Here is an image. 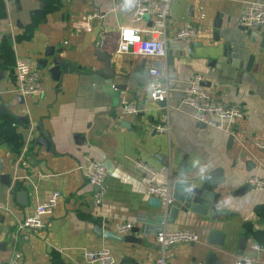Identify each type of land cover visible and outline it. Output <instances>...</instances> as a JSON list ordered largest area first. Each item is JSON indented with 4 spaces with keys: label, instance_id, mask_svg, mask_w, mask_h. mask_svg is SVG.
<instances>
[{
    "label": "crops",
    "instance_id": "1",
    "mask_svg": "<svg viewBox=\"0 0 264 264\" xmlns=\"http://www.w3.org/2000/svg\"><path fill=\"white\" fill-rule=\"evenodd\" d=\"M264 0H174L166 25V55L143 57L117 52L118 29L130 21L111 11L112 0H0V264L13 252L18 264H89L86 250L108 249L115 264H156L162 254L169 264L207 261L233 264L242 255L264 264V192L247 184L251 175L264 178V27L243 30L238 17L247 2ZM222 20L214 26L215 17ZM91 17L89 32L74 31L71 24ZM197 27L188 42L170 37L183 23ZM139 26H145L141 23ZM97 45L110 55L114 77L106 80ZM70 67L55 80L49 72L46 49ZM255 58L249 71L247 57ZM236 55V56H233ZM35 63L41 92L22 98L14 91V63L18 58ZM158 65L169 87L166 104L149 99L147 71ZM195 74L215 99L240 105L244 117L231 133L203 126L181 105L182 88ZM121 87V89H115ZM133 104L135 115L121 113ZM128 123V126L122 123ZM168 124L167 133L154 130ZM43 129L52 147L36 144ZM86 157L110 161L113 169L104 180L102 202L92 203L96 189L77 170ZM142 160L157 170V182L169 184L170 172L182 163L195 174L222 179L219 222L190 214L167 223L162 211L149 205L142 175L133 161ZM187 175V174H186ZM54 191L60 193L52 212L43 217L44 228L34 229L22 241L17 225ZM25 197L22 198L21 194ZM134 221V232L119 235L118 223ZM164 222L168 230H192L199 240L162 248L154 232ZM132 235L125 242L105 238L100 231ZM212 231L225 235L222 246L209 245Z\"/></svg>",
    "mask_w": 264,
    "mask_h": 264
},
{
    "label": "built area",
    "instance_id": "2",
    "mask_svg": "<svg viewBox=\"0 0 264 264\" xmlns=\"http://www.w3.org/2000/svg\"><path fill=\"white\" fill-rule=\"evenodd\" d=\"M174 0H112L111 11L130 21V24L120 25L118 29L117 52L122 55H138L143 57H164L166 55V25L170 6ZM92 18L83 17L71 24L74 31L89 32L92 29ZM145 26H139V24ZM240 26L252 30L264 27V3L259 1L247 2L238 17ZM130 32L131 37H126ZM197 35V27L191 23H183L172 34L170 39L175 42H188ZM149 80L146 91L153 102L164 101L167 98L169 87L163 82V70L155 65L147 71ZM204 77L195 74L190 77L183 86L180 104L191 109V116L195 122L206 127L219 129L231 133L236 120L244 117V109L237 104L225 103L213 98L202 85ZM14 91L22 98H29L41 92V79L38 67L26 58L18 57L14 63ZM137 108L130 103L121 107V113L135 115ZM154 130L159 133H167L168 124L157 123ZM264 148V144L260 145ZM134 168L142 175L144 192L148 197L157 198L163 206L172 202L171 188L169 184L157 182L158 172L148 163L142 160L133 161ZM87 183L96 189L92 195V203L99 205L103 197V183L107 171L102 161L93 158H84L77 166ZM247 184L253 189L264 192V178L251 175ZM60 193L52 192L46 200L39 202L32 213L25 216L17 225L20 231V239L27 241L30 232L34 229H42L45 226L43 217L52 212L56 206ZM0 210L9 211V206L0 201ZM134 221L128 220L118 223L115 227L119 235L128 234L134 227ZM154 239L162 247L180 243H194L199 236L192 230H168L164 222L154 232ZM252 249L264 252V247L252 244ZM84 258L89 264H115V257L108 249L86 250ZM20 253L13 252L12 258L7 264H18ZM156 264H169L168 258L162 254L155 260ZM257 260L250 255H241L233 264H256ZM190 264H213L204 261H193Z\"/></svg>",
    "mask_w": 264,
    "mask_h": 264
},
{
    "label": "water",
    "instance_id": "3",
    "mask_svg": "<svg viewBox=\"0 0 264 264\" xmlns=\"http://www.w3.org/2000/svg\"><path fill=\"white\" fill-rule=\"evenodd\" d=\"M222 20L219 16L215 17L214 26L219 28ZM243 30L246 28L241 26ZM262 27L256 28V32H260ZM264 48V39H262V46ZM264 51V50H261ZM46 57L50 58V61L44 64H49V72L55 80H58L61 73H67L70 71V67L64 63L61 59L54 56L52 48H47ZM95 55L99 61L103 63L102 72L105 75L106 80H111L114 77V71L111 67L110 55L106 51L100 49V45H97L95 50ZM236 56V55H233ZM255 54L251 53L247 57L245 70L249 71L252 67ZM205 85V82L202 83ZM115 89H121V87H115ZM159 104L164 106L166 104L165 100L160 101ZM124 126H128V123H122ZM203 125V124H202ZM205 126V125H203ZM36 144L47 147H52V143L49 137L44 134L43 129L40 127V135L35 140ZM103 165L107 171L106 179L110 175L113 167L110 161L105 160ZM187 174V175H186ZM215 174L200 175L195 174L192 169H189L184 163L176 171H171V180L169 182L171 188V198L172 202L168 206H163L161 201L157 198L150 197L149 205L158 208L162 211L166 218L167 223H173L175 219L179 216L181 218H187L190 214H196L202 217H208L209 222H219L220 217L224 215V212L218 210L219 203V192H214L216 187L222 183V179L215 177ZM7 174L0 175V181L7 182ZM104 185V183H103ZM21 197L24 198L25 194L22 193ZM132 232L135 229L131 230ZM101 235L105 238H111L114 240L131 242L134 241L132 235L117 236L110 233L109 231H100ZM225 235L220 231H212L208 240L209 245L222 246ZM246 247V238L241 237L238 246V254L241 256ZM214 255L211 253L207 256V263L214 262ZM220 264V263H218Z\"/></svg>",
    "mask_w": 264,
    "mask_h": 264
},
{
    "label": "snow or ice",
    "instance_id": "4",
    "mask_svg": "<svg viewBox=\"0 0 264 264\" xmlns=\"http://www.w3.org/2000/svg\"><path fill=\"white\" fill-rule=\"evenodd\" d=\"M126 37H131V33L130 32L126 33Z\"/></svg>",
    "mask_w": 264,
    "mask_h": 264
}]
</instances>
